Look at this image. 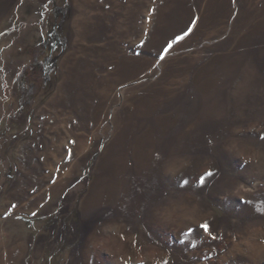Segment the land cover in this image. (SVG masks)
<instances>
[{
	"label": "rangeland",
	"instance_id": "obj_1",
	"mask_svg": "<svg viewBox=\"0 0 264 264\" xmlns=\"http://www.w3.org/2000/svg\"><path fill=\"white\" fill-rule=\"evenodd\" d=\"M261 135L264 0H0L3 259L264 264Z\"/></svg>",
	"mask_w": 264,
	"mask_h": 264
},
{
	"label": "snow or ice",
	"instance_id": "obj_2",
	"mask_svg": "<svg viewBox=\"0 0 264 264\" xmlns=\"http://www.w3.org/2000/svg\"><path fill=\"white\" fill-rule=\"evenodd\" d=\"M195 24H196V20H193L192 21L193 27L195 26ZM193 27H189L188 30L186 32H184L183 35L177 36L174 41L170 42L168 44V46L164 49V52L167 53L174 43H176V42L184 39L185 36L189 35L193 31ZM161 59H163V56L161 57ZM260 139L264 140V135H261L260 136ZM213 175H214V173L211 170L205 172L203 175H201L198 178V183L201 186H203L205 184L206 179L208 177H212ZM189 183L190 182H189L188 179H182V181H181V187H183L185 185H188ZM245 203H251V201H245ZM5 215H7V213ZM33 215H35V213H33ZM199 227L202 228L205 232H207L210 236L212 235V233L210 231V226H209V224L207 222L199 225ZM188 231L191 232V231H193V229L192 228H189ZM212 238L215 239L214 236Z\"/></svg>",
	"mask_w": 264,
	"mask_h": 264
},
{
	"label": "bare ground",
	"instance_id": "obj_3",
	"mask_svg": "<svg viewBox=\"0 0 264 264\" xmlns=\"http://www.w3.org/2000/svg\"><path fill=\"white\" fill-rule=\"evenodd\" d=\"M22 247L20 246H12V249L5 251L4 249V259L1 255V247H0V264H16L15 261L21 257L22 254H20V257H18Z\"/></svg>",
	"mask_w": 264,
	"mask_h": 264
},
{
	"label": "trees",
	"instance_id": "obj_4",
	"mask_svg": "<svg viewBox=\"0 0 264 264\" xmlns=\"http://www.w3.org/2000/svg\"><path fill=\"white\" fill-rule=\"evenodd\" d=\"M59 45L58 37L56 32H52L51 35L49 36L46 46L52 51L53 47H56Z\"/></svg>",
	"mask_w": 264,
	"mask_h": 264
}]
</instances>
